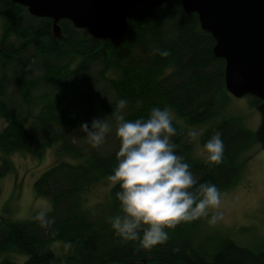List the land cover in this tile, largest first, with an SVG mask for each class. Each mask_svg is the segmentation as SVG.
I'll list each match as a JSON object with an SVG mask.
<instances>
[{
    "label": "trees",
    "instance_id": "1",
    "mask_svg": "<svg viewBox=\"0 0 264 264\" xmlns=\"http://www.w3.org/2000/svg\"><path fill=\"white\" fill-rule=\"evenodd\" d=\"M58 26L53 31L50 18L0 0V181L14 168L12 154L40 158L51 149L57 160L33 182L34 195L51 205L53 222L40 227L35 211L25 219L1 217L0 264H264L263 249L215 235L198 239V220L166 228L168 240L149 249L120 239L106 222L120 214L118 185H110L105 203L84 202L88 189L112 173L119 139L113 124L105 142L92 148L79 125L112 121L119 98L128 100V120L147 118L153 107L171 109L175 151L198 182L220 189L236 181L253 133L239 117L221 115L230 94L225 62L213 54L215 40L197 14L178 0L159 7L140 2L118 40L96 39L66 19ZM249 103L264 100L252 96ZM214 118L199 143L218 130L224 154L220 164L209 165L194 156L186 131Z\"/></svg>",
    "mask_w": 264,
    "mask_h": 264
},
{
    "label": "clouds",
    "instance_id": "2",
    "mask_svg": "<svg viewBox=\"0 0 264 264\" xmlns=\"http://www.w3.org/2000/svg\"><path fill=\"white\" fill-rule=\"evenodd\" d=\"M167 56L166 50L158 52ZM127 98H119L112 111V121L93 118L82 122L79 131L92 148H98L112 132L119 139L117 164L108 176L112 187L118 185L115 198L120 214L108 216L106 222L115 236L124 241H137L149 249L165 243L172 228L181 222L207 218L215 225L223 218L220 210L222 194L215 184L198 182L183 156L175 151L172 137L177 134L173 125L174 114L167 106L153 107L147 118H125ZM203 129H188V142L199 143ZM209 165L221 163L224 142L220 131H214L202 145ZM51 205L41 206L32 219L46 228L52 222Z\"/></svg>",
    "mask_w": 264,
    "mask_h": 264
},
{
    "label": "water",
    "instance_id": "3",
    "mask_svg": "<svg viewBox=\"0 0 264 264\" xmlns=\"http://www.w3.org/2000/svg\"><path fill=\"white\" fill-rule=\"evenodd\" d=\"M36 17L69 20L96 39L118 40L129 10L140 2L159 7L172 0H11ZM196 13L200 26L215 40L213 54L225 62L224 83L234 97L252 94L264 100V0H178Z\"/></svg>",
    "mask_w": 264,
    "mask_h": 264
},
{
    "label": "rangeland",
    "instance_id": "4",
    "mask_svg": "<svg viewBox=\"0 0 264 264\" xmlns=\"http://www.w3.org/2000/svg\"><path fill=\"white\" fill-rule=\"evenodd\" d=\"M254 95L240 97L229 94L222 110L224 116H237L253 133L251 146L242 155V166L236 181L220 188L223 218L215 225L207 218L198 219L195 234L198 239L215 235L227 237L238 245L252 250H264V104L254 107L249 101ZM218 118V117H216ZM216 119L189 129H206ZM0 120V128L4 126ZM188 130V129H187ZM193 143L194 156L204 159L200 143ZM13 170L0 181V218L25 219L38 207L48 205L47 200L34 195V180L57 160L51 149L40 158L31 154H12ZM65 160V159H64ZM111 182L108 178L92 185L85 193V205L103 204L108 200Z\"/></svg>",
    "mask_w": 264,
    "mask_h": 264
}]
</instances>
